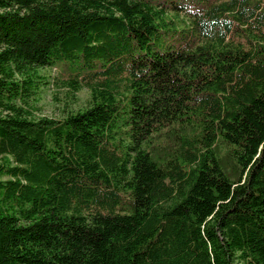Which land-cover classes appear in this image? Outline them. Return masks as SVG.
Masks as SVG:
<instances>
[{"label":"trees","instance_id":"16d2710c","mask_svg":"<svg viewBox=\"0 0 264 264\" xmlns=\"http://www.w3.org/2000/svg\"><path fill=\"white\" fill-rule=\"evenodd\" d=\"M0 264H264V0H0Z\"/></svg>","mask_w":264,"mask_h":264},{"label":"rangeland","instance_id":"374dc122","mask_svg":"<svg viewBox=\"0 0 264 264\" xmlns=\"http://www.w3.org/2000/svg\"><path fill=\"white\" fill-rule=\"evenodd\" d=\"M41 72L45 74L50 83L43 85L39 92L36 94V99L34 101L37 110L36 114L39 116L46 115L52 117H59L63 113V108L68 100L65 96L64 89H58L56 81L54 82L56 76V68L52 66H46L41 69ZM58 97V99L55 98ZM89 92L87 89H82L78 93V99L74 102H70L66 108L78 109L86 105Z\"/></svg>","mask_w":264,"mask_h":264}]
</instances>
